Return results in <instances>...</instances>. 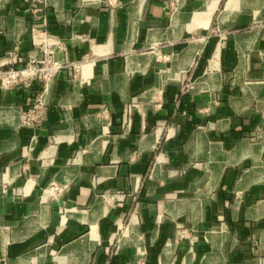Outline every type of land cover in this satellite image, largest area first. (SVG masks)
Listing matches in <instances>:
<instances>
[{"label": "crops", "instance_id": "1", "mask_svg": "<svg viewBox=\"0 0 264 264\" xmlns=\"http://www.w3.org/2000/svg\"><path fill=\"white\" fill-rule=\"evenodd\" d=\"M44 44L0 87V264H264V0H0V64Z\"/></svg>", "mask_w": 264, "mask_h": 264}, {"label": "built area", "instance_id": "2", "mask_svg": "<svg viewBox=\"0 0 264 264\" xmlns=\"http://www.w3.org/2000/svg\"><path fill=\"white\" fill-rule=\"evenodd\" d=\"M49 45H42L44 55L37 57L31 55L21 66L17 63H8V67L0 64V87L4 89H23L30 91L35 87H42L55 77L63 68V63L56 57L55 50L60 48L57 44L53 50L49 49ZM78 65L73 64V69H77ZM41 119V103L39 98H35L34 102L28 104L21 114L23 124H37Z\"/></svg>", "mask_w": 264, "mask_h": 264}]
</instances>
